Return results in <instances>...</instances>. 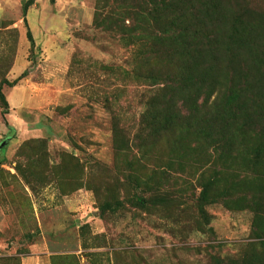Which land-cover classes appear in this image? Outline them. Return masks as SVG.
I'll return each mask as SVG.
<instances>
[{
	"label": "rangeland",
	"instance_id": "1",
	"mask_svg": "<svg viewBox=\"0 0 264 264\" xmlns=\"http://www.w3.org/2000/svg\"><path fill=\"white\" fill-rule=\"evenodd\" d=\"M116 2L104 13L116 18ZM186 2L207 37L212 97L235 95L247 122L229 150L240 187L201 217L192 202L202 183L226 176L221 160L210 164L202 130L137 146L150 87L132 74L131 48L92 26L96 0H39L31 42L24 23L19 43L0 21V77L19 76L24 95L0 147V264H264V208L255 212L251 198H264V0ZM17 49L21 70L11 76ZM164 163L165 187L185 203L140 206L142 179Z\"/></svg>",
	"mask_w": 264,
	"mask_h": 264
},
{
	"label": "trees",
	"instance_id": "2",
	"mask_svg": "<svg viewBox=\"0 0 264 264\" xmlns=\"http://www.w3.org/2000/svg\"><path fill=\"white\" fill-rule=\"evenodd\" d=\"M32 1L22 3L25 35L29 42L31 36L24 13ZM105 2L106 0H96L91 18L92 26L113 33L123 45L131 48L134 68L132 74L145 80L143 82L150 87L144 95L140 127L133 134L132 140H138L137 146L146 148L152 142L147 141L150 135L170 133L175 136L178 133V136H184L185 132L190 134L201 129L205 152L208 150L213 155V163L210 164H214L217 159L221 160L223 167L219 173L226 176L222 178L213 175L206 183H202L205 184L202 186L203 196L192 202V207L204 217L205 205L218 200L225 204V200L231 198V190L240 187L242 178H238L231 170L229 150L236 138L245 132L240 127L247 122L244 115H239L232 109L235 106V95L231 93L227 98L212 97L216 83L209 76L211 65L205 60L202 46L207 37L198 24L197 9H191L186 0H117L116 4L123 10L113 18L111 14L104 13ZM125 20L127 24H124ZM17 79L19 76L11 83L1 76L0 86L12 85ZM0 99L3 116L7 106L1 90ZM251 121L256 122L253 119ZM166 166L170 164L159 165L158 169L152 170L153 174L142 179V187L149 193L147 196L139 193L134 196L135 202L140 206L164 207L168 204L179 206L185 203L177 201V195L170 193L165 187L164 183L168 178ZM221 180L224 185L213 192ZM251 198L257 204L255 212H260L264 208V203L260 201H264V198L257 200L256 196L254 199L252 193Z\"/></svg>",
	"mask_w": 264,
	"mask_h": 264
},
{
	"label": "crops",
	"instance_id": "3",
	"mask_svg": "<svg viewBox=\"0 0 264 264\" xmlns=\"http://www.w3.org/2000/svg\"><path fill=\"white\" fill-rule=\"evenodd\" d=\"M25 1L26 0H0V21H8V23H9L8 26H12V27H15L17 29V31H18V42L19 43L21 42V40L24 36V33H23V31L20 27V23H19V22L23 23V16L20 13V6ZM38 1L39 0H33L26 7V10L24 13L26 25H27L28 30H29L31 35H34V32H33V26L30 22V10L33 8L35 3ZM17 54H18V49L14 53L13 61H12V64L10 66V69L8 71V74H10L11 76L16 75L21 70L19 68V66L17 65L18 64ZM21 60H22V53H21ZM20 62L21 61H19V65H20ZM16 65L18 66L17 70L15 72H13V68ZM6 78H7V80H9L8 79L9 77H6ZM21 82H22V80L19 79L15 85L11 86L7 90L3 87L1 88V92L4 96L7 107H6V112L3 114V116L1 114V108H0V141L5 136H8L10 126H12V124L10 123V120L8 118L9 111H12L14 106H16V104L19 103V100L21 98H24V95L21 91L22 87H23ZM19 92H21V93L19 94Z\"/></svg>",
	"mask_w": 264,
	"mask_h": 264
},
{
	"label": "water",
	"instance_id": "4",
	"mask_svg": "<svg viewBox=\"0 0 264 264\" xmlns=\"http://www.w3.org/2000/svg\"><path fill=\"white\" fill-rule=\"evenodd\" d=\"M3 145V141H0V147Z\"/></svg>",
	"mask_w": 264,
	"mask_h": 264
}]
</instances>
